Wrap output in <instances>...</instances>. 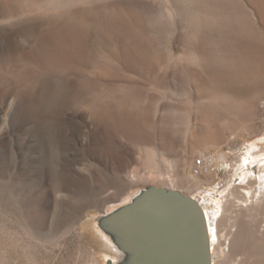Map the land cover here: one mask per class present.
<instances>
[{"label": "rangeland", "instance_id": "rangeland-1", "mask_svg": "<svg viewBox=\"0 0 264 264\" xmlns=\"http://www.w3.org/2000/svg\"><path fill=\"white\" fill-rule=\"evenodd\" d=\"M63 1L0 0V53L12 28L4 13L18 18L25 8L36 9L30 21L22 17L25 26L36 24L35 39L15 44L12 74L37 81L22 88L19 99L17 87L0 93V264L117 261L99 219L149 185L196 198L211 193L218 219L232 215L223 224L245 233L235 243L247 236L252 245L244 250L234 244L242 249L233 252L234 235L221 224L215 263L264 264V245L256 243L264 229L257 221L264 219L257 214L264 180V60L245 29L247 17L226 15L206 0ZM43 12L50 13L43 18ZM22 50L24 58L18 57ZM209 95L245 108L243 124L223 107H206ZM202 151L214 155L215 170L198 173ZM209 172L215 177L205 180ZM189 173L204 179L201 187ZM232 189L237 194L230 195Z\"/></svg>", "mask_w": 264, "mask_h": 264}, {"label": "water", "instance_id": "water-1", "mask_svg": "<svg viewBox=\"0 0 264 264\" xmlns=\"http://www.w3.org/2000/svg\"><path fill=\"white\" fill-rule=\"evenodd\" d=\"M99 226L119 254L107 264H212L202 204L179 189L149 185Z\"/></svg>", "mask_w": 264, "mask_h": 264}, {"label": "bare ground", "instance_id": "bare-ground-1", "mask_svg": "<svg viewBox=\"0 0 264 264\" xmlns=\"http://www.w3.org/2000/svg\"><path fill=\"white\" fill-rule=\"evenodd\" d=\"M42 0H34V2L35 3H39V2H41ZM61 1H63V0H61ZM81 1V0H80ZM79 1V2H80ZM206 1H208V2H211V4H214L215 6H216V8H217V10L218 11H222V12H225L226 13V15L227 14H235V13H239V12H242V15L244 14L246 17H247V19H244L245 20V29L247 30L248 29V34L250 35V37H251V39L250 40H252V42L254 43V42H256V44H257V42H258V47H256V49H255V53L259 56V57H261L263 60H264V0H206ZM32 2H33V0H32ZM25 3V2H24ZM26 3L28 4L29 2H27L26 1ZM25 3V4H26ZM62 3V2H61ZM63 3H64V1H63ZM32 5H34L33 3H31ZM210 4V5H211ZM31 5V6H32ZM26 6V5H25ZM30 6V5H29ZM35 6V5H34ZM208 6V5H207ZM27 7V6H26ZM36 7H38L37 9L39 10L40 9V7L39 6H36ZM3 10V9H2ZM36 9H29V8H25L24 9V12H23V14L22 15H19L18 16V18L16 17V16H13L11 13H4V17H5V19H6V21L10 24V25H12V26H10V27H12L11 29H9V31L5 34V37L7 38V40H8V45H7V49H6V52H2V53H0V65H1V69H0V93H2V91H7V92H9L10 91V88H9V86H13V87H17V92H16V98L17 99H19L20 98V94L19 93H21V89L22 88H29V87H31L32 88V85L35 83V82H37V81H34V80H31V79H29V80H21L22 78H20V80L19 79H17L15 76H13V74H12V72H14L13 71V59H12V57L15 55L14 54V46H15V44L17 43V42H19V41H23V42H27V43H31V41L33 40V39H35V31H36V29H35V26H36V22H34V24H35V26H25L24 24H25V20L27 19V20H29V18H33L34 16H32V13H34L35 14V11ZM38 12V11H37ZM44 14H42L43 15V18H44V16L45 15H48L50 12H43ZM217 13V12H216ZM2 14V11H1V9H0V15ZM52 15V14H51ZM243 15V16H244ZM37 17H38V15H36ZM20 17V18H19ZM22 17H27L26 19H24V21H23V18ZM41 18H42V16H41ZM73 18V17H72ZM32 20V19H31ZM43 20V19H42ZM30 21V20H29ZM29 21H28V24H31V23H29ZM1 22V21H0ZM22 22H24V24L22 23ZM33 22H32V24H33ZM78 22V21H77ZM20 23H22V25L20 26ZM27 23V22H26ZM31 24V25H32ZM42 25H43V23H42ZM86 27V26H85ZM249 29H250V31H249ZM46 30H48V29H46ZM45 30V31H46ZM52 31V30H51ZM59 31V30H58ZM53 32V31H52ZM83 32V31H82ZM55 33H57V32H55ZM59 33V32H58ZM46 35H50V34H47L46 33ZM57 36H59L58 34H56ZM63 36H64V34H63ZM2 38V37H1ZM46 38V37H45ZM59 38V37H58ZM80 39V38H79ZM80 41V40H79ZM252 45V44H251ZM256 46V45H255ZM253 48V47H252ZM71 49V48H70ZM30 50H32V49H30ZM67 50V49H66ZM131 50V49H130ZM129 50V51H130ZM19 51V50H18ZM34 51H35V49H34ZM75 51V50H74ZM73 51V52H74ZM79 51V50H78ZM126 52H127V50H125ZM20 52V51H19ZM18 52V53H19ZM131 52V51H130ZM72 53V52H71ZM252 53V52H251ZM132 54V53H131ZM27 55V52L25 51V50H22L21 51V53L19 54V56L18 57H22V58H24V56H26ZM192 55V57H194V58H199L200 56H198V55H195V54H191ZM46 56V55H45ZM125 56V55H124ZM47 58V57H46ZM51 59V58H50ZM259 59V58H258ZM50 61V60H49ZM53 62V61H52ZM262 62V61H261ZM260 63V62H259ZM52 64V63H51ZM54 64V63H53ZM55 65H56V63H55ZM263 65V64H262ZM3 66V67H2ZM64 66V65H63ZM62 66V67H63ZM60 67H61V64H60ZM258 68V67H257ZM15 69V68H14ZM30 69H32V68H30ZM262 70V69H261ZM264 71V70H263ZM260 72V71H259ZM258 73V72H257ZM261 73H263V72H261ZM35 74V73H34ZM62 75V74H61ZM64 75V74H63ZM238 75V74H237ZM18 76V75H17ZM15 77V78H14ZM20 77V76H19ZM31 77V76H30ZM32 77H33V75H32ZM31 77V78H32ZM248 77V76H247ZM27 78H29V76L27 77ZM5 79H8L9 80V82L11 83H9L7 80H5ZM35 79V78H34ZM38 79V78H37ZM65 79V78H64ZM60 80V79H59ZM63 80V79H62ZM54 81H56V80H54ZM58 81V80H57ZM68 81V80H67ZM49 82V81H48ZM61 82V81H60ZM63 82V81H62ZM73 82V81H72ZM3 83L5 84V85H8V86H2L3 85ZM71 83V82H70ZM36 84V83H35ZM44 84H46L47 85V81L44 83ZM50 84V83H49ZM61 84V83H60ZM57 85V84H56ZM74 85V84H73ZM34 86V85H33ZM43 87V86H42ZM45 88V87H44ZM50 88H51V86H50ZM12 90V89H11ZM73 90V89H72ZM44 92V91H43ZM34 93V92H33ZM46 93V92H45ZM42 94V93H41ZM32 95V94H31ZM69 95H71V94H69ZM7 96V95H6ZM1 97V96H0ZM38 97V96H37ZM36 97V98H37ZM59 97V96H58ZM204 97V96H203ZM222 97V96H221ZM220 96H218V95H209L208 97H207V102L208 103H206V105H208V106H206V107H211V108H215V107H223V108H225L227 111H228V113H229V115H231V116H233V117H235V119H236V122L237 123H240L241 125L243 124V119H242V117H240L239 116V113H240V110H241V105H239V103H237V102H233V101H229V99H228V97L227 98H221ZM50 98H51V96H50ZM67 98V97H66ZM36 101V100H35ZM62 101V100H61ZM3 102V101H2ZM21 102V101H20ZM23 102V101H22ZM38 102V101H37ZM205 103V102H204ZM203 103V104H204ZM22 104V103H21ZM10 105H11V102H10ZM18 105V102H16L15 103V106H17ZM205 105V104H204ZM243 106H246L245 104L244 105H242V107ZM8 107H9V105H8ZM12 107H14V104L12 105ZM101 107H103V106H101ZM63 109V108H62ZM214 110V109H213ZM243 110H245V108L244 109H242L241 111H243ZM246 111V110H245ZM64 112V111H63ZM93 112V111H92ZM105 112V113H104ZM104 112H101L104 116H106V117H110L109 116V114H107L106 113V111H104ZM109 112V111H108ZM244 112V111H243ZM243 112H241V113H243ZM247 112V111H246ZM53 113H55V112H53ZM52 113V114H53ZM245 113V112H244ZM60 114H61V112H60ZM60 114H58V115H60ZM64 114V113H63ZM92 114V113H91ZM90 114V115H91ZM96 114V113H95ZM94 114V115H95ZM123 114V113H122ZM97 115V114H96ZM96 115H95V118H96ZM131 115V114H130ZM129 115V116H130ZM62 116V115H61ZM123 116H125V117H129L128 116V114H127V116L124 114ZM134 116V115H133ZM14 117V116H13ZM58 118V117H57ZM63 118V117H62ZM75 118V117H74ZM92 118V117H91ZM111 118V117H110ZM123 118V117H122ZM6 119V118H5ZM9 119H10V117H9ZM68 119V118H67ZM86 119V118H85ZM124 119V118H123ZM12 120H13V118H12ZM61 120V119H60ZM94 120H96V119H94ZM104 120V119H103ZM106 120H108V119H106ZM114 120V119H113ZM74 121H75V119H74ZM111 122V121H110ZM117 122V121H116ZM14 123V122H13ZM69 123V122H68ZM115 123V122H114ZM114 123H112V126H113V124ZM105 124H107V123H104V125ZM47 125V124H46ZM83 125V124H82ZM10 126V125H9ZM14 126V125H13ZM12 126V127H13ZM19 126V125H18ZM39 126V125H38ZM115 126H116V124H115ZM20 127V126H19ZM43 127V126H42ZM124 128V127H123ZM125 128H128V127H125ZM128 129H131L130 127L128 128ZM46 130V129H45ZM44 130V131H45ZM35 133V132H34ZM87 134V133H86ZM34 135V134H33ZM237 134H235V138H237ZM40 137H42V136H40ZM4 138V137H3ZM46 138V137H45ZM44 139V138H43ZM32 140V139H31ZM86 140V139H85ZM45 143V142H44ZM72 143H74V141L72 142ZM35 144V143H34ZM37 144V143H36ZM39 144V143H38ZM58 145V144H57ZM54 147V146H53ZM30 149V148H29ZM25 150H26V148H25ZM217 150V149H216ZM221 150V149H220ZM220 150H218V152H216V153H218V155H219V157L223 160V161H225L226 159H227V155L225 154V152L224 151H220ZM22 151V150H21ZM36 151V150H35ZM24 152V151H23ZM27 152V151H26ZM38 154V153H37ZM41 155H42V153H40ZM23 156H25L26 157V153L23 155ZM28 156V155H27ZM24 157V158H25ZM29 157V156H28ZM28 157H26V158H28ZM41 158V157H40ZM24 160V159H23ZM47 160V159H46ZM30 161V160H29ZM248 161H251V157H249V156H247L246 158H245V162H248ZM226 162V161H225ZM27 165V164H26ZM22 166V165H21ZM25 166V165H24ZM24 170V169H23ZM27 172H25L24 174H26ZM199 173V172H198ZM262 173H263V178H264V166H263V168H262ZM23 174V173H22ZM189 177H191V180L193 181L192 182V184L194 185V186H196V187H201V183H202V181H204V179H202L200 176H199V174H192V173H189ZM22 176V175H21ZM23 176H26V175H23ZM22 176V177H23ZM27 176H28V174H27ZM30 177V176H29ZM215 177V173H211V172H209L207 175H206V177H205V180L207 179H213ZM244 177H249V172H245V175H244ZM243 177V178H244ZM26 178V177H25ZM23 179V178H22ZM209 182V181H208ZM251 183V182H250ZM49 184V183H48ZM203 184V183H202ZM65 186V185H64ZM237 194V192H236V190H234V189H232V190H230L229 191V194L231 195L232 194V196L234 195V194ZM260 194H258V197H257V201H258V207H260L261 209H264V180H263V189H261L260 190V192H259ZM211 194V193H210ZM210 194H208V196H207V198H197L198 199V201L202 204V207H203V209H204V211H205V214H206V219H207V222H208V227H209V233H210V243H211V251H212V249H214V241L216 240V238H217V236H218V234H219V232H221V231H219L220 229H219V225H221V224H223V222L224 221H222V220H220V218L218 219V217H219V215H220V211H217V210H215V209H212L209 205V203H211L210 202V197H209V195ZM228 195V194H227ZM226 196V195H225ZM229 196V195H228ZM132 197V194H129L128 196H126L125 198H123V200H127V199H129L128 200V202L130 201V199H132L131 198ZM196 198V197H195ZM227 198V197H226ZM217 199V198H216ZM46 201V200H45ZM48 201V200H47ZM217 201V200H216ZM28 204V203H27ZM51 204V203H50ZM27 208V207H26ZM249 209H248V211H251V209H250V205H249V207H248ZM257 210V214H258V212L260 211V216L261 217H263V211L262 210ZM228 210V208L227 207H225V210L224 211H227ZM231 210V209H230ZM45 211V210H44ZM228 212H229V210H228ZM231 212V211H230ZM243 212V211H242ZM241 212V213H242ZM246 212V211H245ZM30 214H31V212H30ZM256 213H252V212H248V215H250L251 217L252 216H254L253 218H257L258 217V215H257ZM25 215V214H24ZM44 215V214H43ZM243 215V214H242ZM245 216L244 217H247L246 216V214H244ZM256 215V216H255ZM54 216V215H53ZM64 217V216H63ZM94 217V216H93ZM243 217V216H242ZM243 217V218H244ZM260 217V218H261ZM62 218V217H61ZM224 218V217H223ZM232 218H233V216L232 215H230V216H225V218L224 219H227L226 220V222H224L225 224H227V221H231L232 222ZM255 218V219H256ZM26 219H27V217H26ZM252 219V218H251ZM59 220V219H58ZM84 224H85V226H86V228H88V230H90L91 229V226H92V223H91V220L89 219V218H85L84 219ZM257 221H259L260 222V224L262 223L261 221H264V219H262V220H257ZM41 222V221H40ZM230 223V222H229ZM55 224V223H54ZM225 224H223V225H225ZM239 224V223H238ZM222 226V225H221ZM226 226V225H225ZM239 226L241 227V224H239ZM255 226H258V224H255ZM226 227H228V226H226ZM232 227H233V224L230 226V228H229V230L228 231H230V235L232 234V235H234L233 236V239H234V241L231 239V241H233L232 243V245L230 246V248L232 247V248H234L235 247V245L236 244H238L237 246H240V247H242V248H244V250H248L249 249V247L251 248V250H252V245H251V243H249V241H248V243H246V239L245 238H247V236L245 237V238H243V239H245V240H240V241H238L239 243H235V240H239L240 239V237H242L244 234H242V230H240V229H242V227L240 228V229H236V231L235 232H233L232 231ZM262 227V225H260V227H259V229ZM264 227V226H263ZM37 228H38V226H37ZM36 228V229H37ZM256 228V227H255ZM219 229V230H218ZM244 229V228H243ZM254 229V228H253ZM257 229H258V227H257ZM262 230H261V232L260 233H262V235H261V238L258 240V241H256V243H259V245L260 244H263L264 245V229L263 228H261ZM34 230V229H33ZM97 230V229H96ZM222 230V229H221ZM234 230V229H233ZM256 230V229H255ZM255 230H253V232L255 231ZM98 231V230H97ZM97 231H96V233H97ZM240 231H241V235L242 236H237L238 234H240ZM244 231H245V229H244ZM90 232V231H89ZM93 232V231H92ZM89 234H91V233H89ZM94 234V233H93ZM226 234H228L229 235V233H226ZM253 234V233H252ZM97 235V234H96ZM232 235H231V238H232ZM102 236V235H101ZM91 237H93V236H91ZM226 237H227V235H226ZM229 237V236H228ZM94 238V237H93ZM93 238H92V240H93ZM97 238H98V236H97ZM96 237H95V241H97L98 242V239H97ZM239 238V239H238ZM248 239H250V238H248ZM252 239V238H251ZM110 240V239H109ZM230 240V239H229ZM256 240V239H255ZM100 241V240H99ZM231 241H230V243H231ZM98 243H100V244H102L101 242H98ZM111 244H112V242H110ZM228 243V242H227ZM95 244H96V242H95ZM235 244V245H234ZM248 245H249V247H248ZM254 245V244H253ZM256 246H257V244H255ZM256 246L255 247H253L254 248V250H257L256 249ZM98 247H99V245H98ZM100 247L102 248L103 246L102 245H100ZM261 247V246H260ZM260 247H259V249H260ZM104 248V247H103ZM236 248H238V247H236ZM236 248H234V250H233V252L235 251V249ZM242 248H240V249H242ZM258 248V247H257ZM263 248V247H262ZM100 249V248H99ZM240 249L239 250H237V251H240ZM250 250V249H249ZM264 249H262V251H263ZM101 251V250H100ZM110 251V250H109ZM237 251H235L236 253H237ZM253 252V251H252ZM250 253V252H249ZM251 255H252V253H250ZM110 254H108L107 252L105 253V256H109ZM253 256H254V254H253ZM255 257V256H254ZM112 259V258H111ZM115 259V258H114ZM258 259L260 260V258H259V256H258ZM113 260V259H112ZM116 261V260H115ZM114 260H113V262H115ZM212 264H216L215 263V260H213V257H212Z\"/></svg>", "mask_w": 264, "mask_h": 264}, {"label": "built area", "instance_id": "built-area-1", "mask_svg": "<svg viewBox=\"0 0 264 264\" xmlns=\"http://www.w3.org/2000/svg\"><path fill=\"white\" fill-rule=\"evenodd\" d=\"M197 171L215 170V157L210 152L202 151L196 158Z\"/></svg>", "mask_w": 264, "mask_h": 264}]
</instances>
